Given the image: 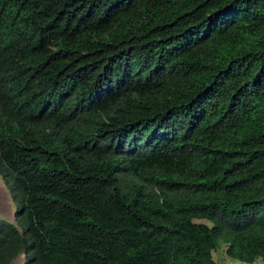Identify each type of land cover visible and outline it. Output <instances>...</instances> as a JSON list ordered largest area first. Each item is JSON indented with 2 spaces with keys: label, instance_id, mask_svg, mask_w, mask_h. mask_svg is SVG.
<instances>
[{
  "label": "trees",
  "instance_id": "16d2710c",
  "mask_svg": "<svg viewBox=\"0 0 264 264\" xmlns=\"http://www.w3.org/2000/svg\"><path fill=\"white\" fill-rule=\"evenodd\" d=\"M0 264H264V0H0Z\"/></svg>",
  "mask_w": 264,
  "mask_h": 264
},
{
  "label": "rangeland",
  "instance_id": "374dc122",
  "mask_svg": "<svg viewBox=\"0 0 264 264\" xmlns=\"http://www.w3.org/2000/svg\"><path fill=\"white\" fill-rule=\"evenodd\" d=\"M18 205L19 202H14L8 190L5 188L0 175V219L15 223L14 212ZM212 258L216 264H262L260 259L249 263L229 257L226 254V244L223 241H220L218 247L212 250ZM22 260L23 257L20 256L12 264L21 263Z\"/></svg>",
  "mask_w": 264,
  "mask_h": 264
}]
</instances>
